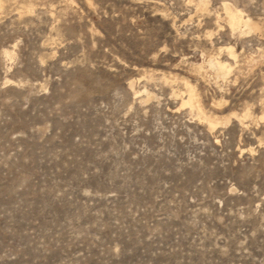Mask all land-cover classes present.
Here are the masks:
<instances>
[{
	"label": "rangeland",
	"instance_id": "1",
	"mask_svg": "<svg viewBox=\"0 0 264 264\" xmlns=\"http://www.w3.org/2000/svg\"><path fill=\"white\" fill-rule=\"evenodd\" d=\"M196 2L1 0L0 264H264V0Z\"/></svg>",
	"mask_w": 264,
	"mask_h": 264
},
{
	"label": "bare ground",
	"instance_id": "2",
	"mask_svg": "<svg viewBox=\"0 0 264 264\" xmlns=\"http://www.w3.org/2000/svg\"><path fill=\"white\" fill-rule=\"evenodd\" d=\"M0 3H1V0H0ZM208 3H209V0H199L197 5H198V7L202 8V9H207ZM222 6H223V10H224V20L228 24L231 31H233V32L239 31L241 34H246V33L254 32V31H257V32L262 31L263 28H262V25L259 24L260 22L257 23L253 20V18L249 17L248 15H245L243 10H241L237 7L231 6L229 3H226V2H224L222 4ZM258 33H260V32H258ZM211 34L212 33L209 32L208 36H211ZM223 51L228 54L229 58L236 59L237 51H236L234 45L230 44V45H226V46H220L218 48V52L220 53ZM4 52H5L6 56H8L10 58L13 55L12 52L9 50H5ZM208 58H209V60H207L208 61L207 65H209L211 68H213L215 70V72L218 75L217 77L222 76V78H225L233 70V66L231 65V63H229L228 61L220 59L218 56H215V55L211 56L210 55ZM201 65H202V63H201ZM185 81H187V80H185ZM130 86H131V88L134 89L133 92H135V94L137 96H141V95L145 94V95H147V99H149L151 97V94L145 88L143 90H136L134 88V81L130 82ZM185 86L187 87L188 96H187V99H185V100L183 99L181 106L189 105L191 111L196 112L195 114H198V116L202 117L203 119L204 118L207 119V121H209V125H211L212 128H214V126L216 127V124L218 122H216L214 119L209 117L210 115L209 116L205 115V112L203 111L202 105L199 101L198 94L196 93L195 87L193 85H191L189 82H185ZM246 114L247 113L244 114V117H246ZM233 115L238 116L237 114H234V113H233ZM212 117H213V115H212ZM239 119L242 120L241 118H239ZM225 122H227V121H225Z\"/></svg>",
	"mask_w": 264,
	"mask_h": 264
}]
</instances>
